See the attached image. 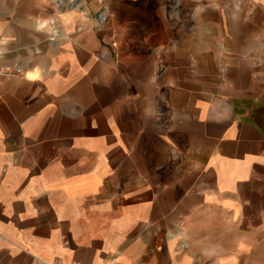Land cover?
I'll list each match as a JSON object with an SVG mask.
<instances>
[{
  "label": "crops",
  "instance_id": "1",
  "mask_svg": "<svg viewBox=\"0 0 264 264\" xmlns=\"http://www.w3.org/2000/svg\"><path fill=\"white\" fill-rule=\"evenodd\" d=\"M68 3L0 0V264H264V0Z\"/></svg>",
  "mask_w": 264,
  "mask_h": 264
},
{
  "label": "rangeland",
  "instance_id": "2",
  "mask_svg": "<svg viewBox=\"0 0 264 264\" xmlns=\"http://www.w3.org/2000/svg\"><path fill=\"white\" fill-rule=\"evenodd\" d=\"M61 1L63 2L64 5L68 2H69L68 4L76 3L79 5H81V4L86 5L87 3L89 4L92 0H61ZM64 8H65V6H64Z\"/></svg>",
  "mask_w": 264,
  "mask_h": 264
},
{
  "label": "built area",
  "instance_id": "3",
  "mask_svg": "<svg viewBox=\"0 0 264 264\" xmlns=\"http://www.w3.org/2000/svg\"><path fill=\"white\" fill-rule=\"evenodd\" d=\"M8 69L4 66L0 64V80L3 76H5L8 73Z\"/></svg>",
  "mask_w": 264,
  "mask_h": 264
}]
</instances>
